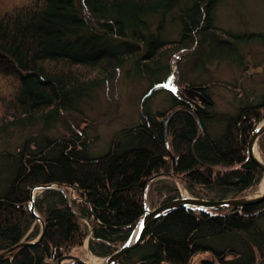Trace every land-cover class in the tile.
I'll use <instances>...</instances> for the list:
<instances>
[{
  "label": "trees",
  "instance_id": "16d2710c",
  "mask_svg": "<svg viewBox=\"0 0 264 264\" xmlns=\"http://www.w3.org/2000/svg\"><path fill=\"white\" fill-rule=\"evenodd\" d=\"M220 2L0 0V135L13 127L36 125L39 131L18 150L0 152V252L26 242L0 256V264H54L86 238L94 255L113 254L147 207L181 197L174 184L150 180L157 174L176 173L193 196L213 201L246 195L261 182L264 174L248 143L264 113V92L259 101L247 97L234 112H224L215 108L205 82L191 83L187 94L164 83L171 81L177 67L171 56L179 51L192 52L198 67L226 55L242 62V46L251 39L217 26ZM120 69L149 84L138 122L119 129L97 155L81 130L50 135L64 114L82 111ZM158 93L164 109L151 111L149 99ZM259 147L264 155V133ZM47 183H60L68 196L61 188L35 196L45 231L34 242L42 227L30 210L31 190ZM201 252L216 260L195 263ZM260 259L264 201L239 210L167 211L118 264Z\"/></svg>",
  "mask_w": 264,
  "mask_h": 264
},
{
  "label": "rangeland",
  "instance_id": "374dc122",
  "mask_svg": "<svg viewBox=\"0 0 264 264\" xmlns=\"http://www.w3.org/2000/svg\"><path fill=\"white\" fill-rule=\"evenodd\" d=\"M216 24L223 31L230 30L249 35L247 38L251 40L242 46L244 55L242 56L241 53L238 57L242 62L239 63L226 55L198 67L190 59L192 52L179 51L171 56V62L173 61L177 66L170 75L171 81L164 83L174 91L187 94L191 83L198 86L205 82L215 108L219 111L234 112L238 103L245 101L247 97L251 101H259L260 95L264 92V0H221L216 10ZM1 78L3 77L0 75V84H4ZM162 85L161 83L158 87ZM148 86L146 80L127 78L124 69H120L112 79L96 90L82 111L64 114L62 121L50 132V135L66 136L69 133L68 127L81 130L90 137L91 153L96 155L103 153L109 148L119 129L140 120L145 108L143 96ZM164 105L161 93L149 99L151 111L164 109ZM32 128L26 130L13 127L7 133H2L0 152L16 151L21 147L22 141L25 139L30 141L37 136L38 126ZM258 150L264 157L260 151L259 141ZM160 178L164 179L165 183L174 184L181 196H193L176 173L163 174ZM263 183L262 178L261 182L246 195L259 194L263 190ZM42 191L36 190L35 195L41 194ZM87 243L88 238L82 246L76 247L72 254L87 258L89 256ZM203 259L216 260L211 252H201L195 256L194 262L199 263ZM259 261L264 264V259ZM69 263L70 261L63 262V264ZM54 264H57V261Z\"/></svg>",
  "mask_w": 264,
  "mask_h": 264
},
{
  "label": "water",
  "instance_id": "95a60500",
  "mask_svg": "<svg viewBox=\"0 0 264 264\" xmlns=\"http://www.w3.org/2000/svg\"><path fill=\"white\" fill-rule=\"evenodd\" d=\"M169 117L170 115L166 117L165 122H164L165 125L168 122ZM263 133H264V113L260 117V119L254 124L251 130L250 139L248 143L249 156L259 165V167L262 169L263 174H264V161L260 157H258V151H259L258 141H259L260 136ZM172 159H173V167L175 170L176 163H175L174 156H172ZM162 175L163 174L154 175L153 177H151L150 180L160 177ZM263 179H264V175H263ZM48 188H61L62 191H64V193L66 194L65 189L62 187L60 183L41 184V185H37L32 188L31 201L29 203L30 210L34 213V215L36 216L37 220L40 222L41 227H42L41 233L34 240V242L39 240L45 231V222L35 210L34 200L36 196L35 195L36 190H44ZM72 192L73 193L75 192V188H72ZM261 201H264V189L259 194H255V195H242L240 197H229L226 199L214 200V201L204 199V198L193 197L190 195H186V196L183 195L179 198L164 202L161 205L153 209L147 207L144 213L140 216L130 239L124 245H122L117 251H115L113 254L101 258L102 259L101 263H91L85 257L71 253V254H67V255L60 257L57 260V264H63L64 261H70L69 264H75V263H78V264H117L122 260V258L130 250L134 249L142 242L145 231L147 227L149 226V224L170 210H174L180 207H186V208L198 210V211H214V210H219V209L239 210L247 204L258 203ZM25 243L26 242H21L3 252H0V256L10 253L15 248ZM87 249L90 254L94 255L89 249L88 243H87Z\"/></svg>",
  "mask_w": 264,
  "mask_h": 264
},
{
  "label": "bare ground",
  "instance_id": "6f19581e",
  "mask_svg": "<svg viewBox=\"0 0 264 264\" xmlns=\"http://www.w3.org/2000/svg\"><path fill=\"white\" fill-rule=\"evenodd\" d=\"M258 157H260L264 161V159H263L264 157H262V155L259 153V151H258ZM262 188L264 189V183L262 184ZM88 254H89V256L86 259L89 262H91V263H101L102 259L90 254L89 252H88Z\"/></svg>",
  "mask_w": 264,
  "mask_h": 264
}]
</instances>
